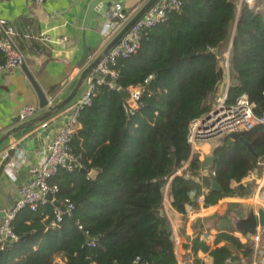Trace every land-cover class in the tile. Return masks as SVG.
<instances>
[{
    "label": "trees",
    "instance_id": "16d2710c",
    "mask_svg": "<svg viewBox=\"0 0 264 264\" xmlns=\"http://www.w3.org/2000/svg\"><path fill=\"white\" fill-rule=\"evenodd\" d=\"M238 5L239 0H182L163 20L141 28L136 52L111 66L114 87L96 84L90 104L79 110V126L69 142L79 166L61 168L47 180L57 187L54 197L68 199L72 210L50 227L54 206L49 202L20 209L10 222L17 239L5 241L3 248L0 243V264H55L56 258L63 264H178L172 228L162 212L164 188L169 183L176 211L198 207L202 187L193 178L204 168L199 154L191 155L188 126L212 108L210 98L222 76L217 70L229 44L225 104L246 95L256 116L264 112V0L258 8ZM28 45L38 49L34 40ZM135 86L143 91L136 109L127 113L119 90ZM241 136L256 156L225 135L208 168L205 207L248 194L243 180L264 160V125ZM211 179L219 190L210 189ZM236 233L230 224L212 248L195 237L194 264H205L199 250L209 255L210 264H227L233 252L251 258L249 235ZM222 240L227 244L217 246Z\"/></svg>",
    "mask_w": 264,
    "mask_h": 264
},
{
    "label": "crops",
    "instance_id": "0c3cea01",
    "mask_svg": "<svg viewBox=\"0 0 264 264\" xmlns=\"http://www.w3.org/2000/svg\"><path fill=\"white\" fill-rule=\"evenodd\" d=\"M90 1L0 0V18L7 20L16 29L18 33L16 42L24 53L26 70L32 74L35 82L51 101L64 98L70 83L81 71L78 62L82 55L83 36L89 54L97 55L117 30L113 29L108 34L104 32L106 23L113 21L111 16L114 5L120 4L123 12L131 18L146 2V0H109L113 5L107 13L101 15L94 10L88 16ZM106 1L108 0H104ZM33 40L38 49H32L28 45ZM229 48L230 44L228 50ZM228 59L229 56L220 63L222 76L217 91H220L222 96L226 94L230 84ZM216 94L210 98L212 104L215 103L213 101L216 100ZM26 105L38 108L37 96L26 81L24 72L17 69L0 71V134L13 125L12 119ZM68 111L66 107L50 118L45 127L32 128L5 140L0 145V212H6L14 204L18 198V189L31 180L32 168L41 164L44 159L40 153L44 144L54 136L60 123L66 119ZM212 146V141L202 143L194 153L199 154V159L202 160V157L213 153L215 146L213 149ZM10 148H15V154L1 170V165ZM256 168L245 179L255 178ZM204 177L209 180L205 169L193 178L197 183L202 182V191L206 190L203 187ZM166 188H168V194H164L162 212L170 222L172 235L177 236L179 240V244L174 247L178 264H194L191 242L195 237H199L212 248L216 235L219 232H226L230 223L236 229L235 221L242 219L250 210L256 212L263 208L260 206V208H248L242 211L243 206H237L238 208L233 209L230 200H243V197L225 196L218 203L208 207H205L202 202H198L197 208L188 204L186 214H182L171 205L169 183ZM193 194L194 192L191 191L190 197ZM258 196L257 193L256 197ZM230 213L236 215L235 218H231V222ZM262 230L264 242V228ZM241 232L242 230H237L236 234L240 235ZM240 238L245 241L243 236ZM225 244H227L226 241L222 240L217 243V246ZM242 256L244 255L240 252H233L232 258L230 257L226 262L228 264L234 257L236 260L246 257ZM198 258L205 264H210L209 255L202 253L201 250L198 251ZM55 261L63 262L59 258Z\"/></svg>",
    "mask_w": 264,
    "mask_h": 264
},
{
    "label": "built area",
    "instance_id": "2783aa9c",
    "mask_svg": "<svg viewBox=\"0 0 264 264\" xmlns=\"http://www.w3.org/2000/svg\"><path fill=\"white\" fill-rule=\"evenodd\" d=\"M35 1L43 2L44 0ZM242 2L252 8H258L259 5V0H239L238 7ZM181 3L182 0H159L131 28V30L123 36L119 43L102 58L95 69L87 76L80 95L73 99L67 106L69 111L66 119L60 123L54 136L48 139L44 144L40 152L41 155L44 156L43 161L38 166L32 168L31 180L18 189V198L1 219V248H3V243L7 240L16 241L17 237L11 231L10 222L15 214L23 207L27 206L31 210H36L39 205L46 202L52 204L54 206V218L50 222V227L57 226L63 214L69 213L72 210L73 205L68 199L58 201L54 197L55 192H57V187L54 185L50 186L47 180L61 168L71 170L78 165L76 158L71 152L69 142L71 135L79 126V110L83 106L90 104L91 98L94 96L96 84H107L110 87H114L116 72L111 66L115 65L119 58L126 57L136 52L139 47V32L141 28L150 27L160 22L164 19L165 13L168 10L178 9ZM112 14L111 18L113 21L110 20L106 23L105 34L111 33L113 29H117V32L130 19V17L123 12V8L120 4L114 5ZM116 32L114 34H116ZM17 35L18 33L14 26L7 20L0 18V52L4 55V61L0 63V71L18 69L25 63L24 53L16 42ZM227 57L228 52L226 53V58ZM106 75H109L112 80L106 81ZM127 90L129 91V96L128 99H124L123 106L127 113H132L137 107V102L143 89L141 86H135L129 87ZM225 96L226 94L224 93L223 96L219 98L217 104H213L209 111L190 121L187 132V142L191 147V155L194 154L195 150H197L198 146L202 143L210 142L220 136L248 131L257 124L264 125V112L261 116H256L254 113L255 106L246 95H241L231 105L225 104ZM48 100L51 102L49 98ZM38 112L39 108L26 105L21 108L18 117L22 121L33 117ZM187 164L188 162L176 171V174H181V171L187 167ZM260 166L261 172L258 178L257 193L260 198H262V206L264 208V160L260 163ZM207 176L209 178L208 174ZM47 193L51 194L50 200L45 197ZM203 195L204 191L198 196L197 202L203 203ZM55 201L60 204V207L53 204ZM263 208L262 210H264ZM78 227L80 229L82 228L80 225ZM263 228L264 226H257L254 234H248L251 241L250 246L252 248L251 256H253L250 264H258L257 257H255L257 252H259L261 256L260 263L264 264ZM172 239L174 247L177 246L179 244L177 236L172 235ZM138 260L139 258H136L135 263H137ZM55 264H63V262L57 263L55 261Z\"/></svg>",
    "mask_w": 264,
    "mask_h": 264
},
{
    "label": "water",
    "instance_id": "95a60500",
    "mask_svg": "<svg viewBox=\"0 0 264 264\" xmlns=\"http://www.w3.org/2000/svg\"><path fill=\"white\" fill-rule=\"evenodd\" d=\"M159 0H146V2L140 7V9L125 23L123 27H121L115 35H113L107 44L101 49V51L95 55L91 56L89 54V50L87 47V44L85 42L84 36L82 38V55L80 57V60L78 62V66L81 67V71L79 74L72 80L68 87L67 95L64 98L55 100V101H49L48 97L45 95V93L41 90L39 85L35 82L32 74L26 70L25 65L23 64L20 68L17 70L20 72H24L26 76V81L28 84L33 88L35 91V94L38 99V108L39 112L34 115L33 117L26 119V120H20L18 115L12 119L13 125L9 127V129L3 131L0 134V145L7 139L14 137L18 134H21L27 130H30L32 128H36L38 126L45 127L47 125V121L61 112L63 109H65L73 99H75L80 92L82 91L87 76L95 69L97 64L102 60V58L108 54V52L119 43V41L123 38V36L131 30V28L145 15V13L153 6L155 5ZM113 3L111 1L104 0H91L89 3V12L90 13L94 10H96L99 14L104 15L107 13ZM85 27V26H84ZM217 49L214 50V52L217 53ZM218 76L222 75V68H218L217 70ZM106 81H111L112 78L109 75L105 76ZM120 93L124 97V99H128L129 91L126 90H120ZM242 133H232L229 136L233 139H239L247 148L248 150L256 156V154L253 151L252 146L246 142L242 138ZM15 154V148H10L6 156L4 158L3 164L1 165L3 170V165L6 164ZM214 155L213 153L204 156L201 160L202 167L204 169L211 168L214 164ZM96 172L91 171L90 176H95ZM210 189L219 190V185L214 181L213 179L210 180ZM46 199H51V194H46ZM53 204L57 207H60V204L58 202H53ZM159 207V205L155 206ZM5 215V212H0V221ZM236 222V229L242 230L243 232H246L247 234H254L256 231L257 226H264V210L260 209L257 210V213L254 210H250L242 219Z\"/></svg>",
    "mask_w": 264,
    "mask_h": 264
},
{
    "label": "rangeland",
    "instance_id": "374dc122",
    "mask_svg": "<svg viewBox=\"0 0 264 264\" xmlns=\"http://www.w3.org/2000/svg\"><path fill=\"white\" fill-rule=\"evenodd\" d=\"M227 50H228V47L224 50V52H223V54H222V60H224L226 57H225V54L227 53ZM225 62V61H224ZM215 95V94H214ZM222 97V95H221V93H220V91H217V94H216V100H214L213 101V103L215 102L216 104H217V102H218V100H219V98H221ZM218 99V100H217ZM214 103V104H215ZM223 137H225V136H220L219 138H217V139H214V140H212V149H213V147L215 146H218V145H220V143L222 142V138ZM211 146V145H210ZM212 151V150H211ZM205 171H206V173L207 174H209V169L207 168V169H205ZM260 172H261V167L260 166H258V168H256V176H255V178H251V177H249V178H247V179H245L244 180V184H246L247 186H248V188H249V192H248V194L246 195V196H244L242 199L243 200H235V199H231L230 200V205H231V207H233V209L234 208H238L237 206H243L241 209H242V211H246L248 208L249 209H255V208H260V206H262L263 205V201H262V198H260V196H258V197H256V194H257V190H258V178H259V176H260ZM207 177H204L203 178V187L204 188H207V179H206ZM210 178V177H209ZM201 187H202V182H201ZM167 189L168 188H166V186H165V188H164V194L165 195H167L168 194V191H167ZM261 203V204H260ZM248 206H247V205ZM234 216H236V215H234V214H232V213H230V222H231V220L233 219V217ZM238 217H240V216H238ZM232 218V219H231ZM235 218V217H234ZM231 224V223H230ZM263 238V237H262ZM249 244H251V241H250V238H249ZM248 243V242H247ZM260 253L259 252H257L256 254H255V257H257V263L258 264H261L260 263V259H261V256L259 255ZM242 257H244V256H242ZM253 256H251V259H249V258H247V257H244V259H235V257H234V259L231 261V262H228V264H250L251 262H252V258Z\"/></svg>",
    "mask_w": 264,
    "mask_h": 264
}]
</instances>
